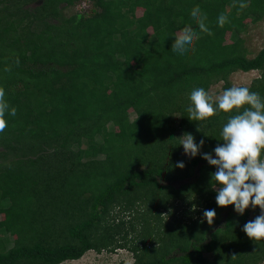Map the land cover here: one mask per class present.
Wrapping results in <instances>:
<instances>
[{
  "label": "trees",
  "instance_id": "16d2710c",
  "mask_svg": "<svg viewBox=\"0 0 264 264\" xmlns=\"http://www.w3.org/2000/svg\"><path fill=\"white\" fill-rule=\"evenodd\" d=\"M197 5L212 35L199 33ZM263 18L264 0H0V87L17 109L0 133V264L116 249L134 264L264 262V240L242 230L259 207L218 206L217 169L202 158H215L228 114L186 111L193 88L228 89L237 71H258L238 86L264 96V45L250 56L244 36ZM186 25L200 38L181 55ZM184 133L204 140L197 156L169 142Z\"/></svg>",
  "mask_w": 264,
  "mask_h": 264
},
{
  "label": "clouds",
  "instance_id": "9594fccd",
  "mask_svg": "<svg viewBox=\"0 0 264 264\" xmlns=\"http://www.w3.org/2000/svg\"><path fill=\"white\" fill-rule=\"evenodd\" d=\"M239 7L244 9L247 4L240 3ZM190 15L196 21L199 33L213 34L206 23L207 15L199 5L191 10ZM217 23L223 27L230 20L222 13ZM199 33L191 25L184 26L175 34L172 50L181 55L187 51L194 52ZM15 63L19 65L18 57ZM5 71H10V68L6 67ZM189 101L186 111L191 121H207L221 112L228 114L220 132L222 143L214 149L215 158L210 153H204L202 158L217 169L211 174L212 182H215L213 188L217 193L216 204L220 207L234 205L239 215H243L249 208L259 207L260 215L245 223L242 230L253 241L264 240V96L244 86H233L219 94L196 87L190 92ZM16 112L17 109L11 107L6 99L5 88L0 87V133L8 126L6 115L15 116ZM175 140L179 141L185 155L189 157L200 154L204 145L203 139L197 144L190 133L173 137L169 142ZM175 166L183 169L185 164L177 162ZM162 215L168 219L167 214ZM203 216L212 225L216 211L204 210Z\"/></svg>",
  "mask_w": 264,
  "mask_h": 264
},
{
  "label": "rangeland",
  "instance_id": "374dc122",
  "mask_svg": "<svg viewBox=\"0 0 264 264\" xmlns=\"http://www.w3.org/2000/svg\"><path fill=\"white\" fill-rule=\"evenodd\" d=\"M89 7L90 5L87 1H82L80 4L66 8L64 13L68 15L75 11L88 9ZM244 34L246 46L249 49V55L253 56L264 45V18L257 23H250L248 25L247 32ZM256 76H258V71L256 70L249 72L237 71L229 76V80L232 87L238 85H248L250 80ZM222 91V82L212 84L209 88V92L213 94H219ZM182 153H184L183 148ZM258 215H260V212H256L254 210L251 211L249 213V220H253ZM11 241V237L8 236L6 247H10ZM61 264H134V260L132 254L125 249H116L111 252L102 251L100 253H97L94 250H88L79 259L63 261ZM259 264H264V262Z\"/></svg>",
  "mask_w": 264,
  "mask_h": 264
}]
</instances>
